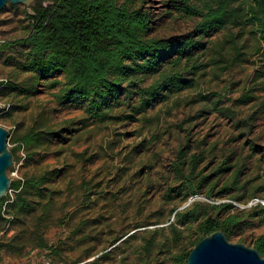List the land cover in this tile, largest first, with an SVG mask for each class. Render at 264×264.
Returning <instances> with one entry per match:
<instances>
[{
	"label": "rangeland",
	"instance_id": "1",
	"mask_svg": "<svg viewBox=\"0 0 264 264\" xmlns=\"http://www.w3.org/2000/svg\"><path fill=\"white\" fill-rule=\"evenodd\" d=\"M184 3L134 0L151 15L149 37L156 38L194 29L200 18L178 10ZM233 4L241 17L204 37L201 70L182 67L179 91L138 112L139 90L159 76L147 75L98 119L83 102L58 100L61 85L52 84L63 74L41 80L31 96L9 86L30 76L20 68L28 49L1 44L30 33L31 10L8 3L0 11V81L9 82L0 87V126L10 132L9 148L30 130L63 132V139L22 149L8 170L12 180L51 174L30 192L32 210L5 215L0 264H187L182 257L193 250L199 223L228 214L241 216L228 240L253 247L264 234V41L248 12L254 0ZM181 149L187 156L178 172ZM193 155L200 161L192 172ZM225 203L232 206L215 207ZM188 210L197 219L178 224L175 214Z\"/></svg>",
	"mask_w": 264,
	"mask_h": 264
},
{
	"label": "trees",
	"instance_id": "2",
	"mask_svg": "<svg viewBox=\"0 0 264 264\" xmlns=\"http://www.w3.org/2000/svg\"><path fill=\"white\" fill-rule=\"evenodd\" d=\"M120 1L35 0L28 6L31 10L28 16L32 26L30 33L1 44L3 49L13 45H23L28 49L20 68L30 76L21 83H10L9 86L20 94L31 96L38 93L41 80L63 74V82L55 80L52 84L61 85L56 94L58 100L64 103L83 102L85 112L98 119L105 118L109 110L119 103L120 97L130 96L143 77L158 74L154 83L139 90L137 111L141 112L153 105L164 92L181 89L182 67L191 65L193 70H201L196 56L206 48L205 36L235 23L241 17V7L233 4L235 0H197L199 5L186 0L178 10L183 9L190 16L200 18L194 29L178 39L156 38L149 37L153 24L151 15L135 7L134 0ZM248 12L264 41V0H254ZM166 65L177 70L162 71ZM8 83L2 80L0 87ZM62 135V131L43 130H30L18 135L13 138L16 146L11 148L14 160L19 159L22 149L42 147L52 138L63 139ZM186 156L184 149L178 152V172L182 171ZM199 161L197 155L191 157L190 171L195 170ZM50 174L46 173L38 180H12L10 190L15 192V198L12 200L7 194L0 199V225L7 219L5 215L13 216L16 212L33 209L30 192L47 182ZM7 201L11 202L7 204ZM231 206V203H225L215 207L227 210ZM258 207L264 212V205L258 204ZM194 213V210L177 212V223L184 224L185 217L192 215L191 220L195 221L197 217ZM240 221L238 214H228L225 218H204L199 223L200 236L194 247L218 231L228 237ZM252 248L264 257V234L255 240ZM191 251L182 259L188 260Z\"/></svg>",
	"mask_w": 264,
	"mask_h": 264
},
{
	"label": "water",
	"instance_id": "3",
	"mask_svg": "<svg viewBox=\"0 0 264 264\" xmlns=\"http://www.w3.org/2000/svg\"><path fill=\"white\" fill-rule=\"evenodd\" d=\"M34 1L0 0V11L8 3L30 6ZM1 111L2 106L0 105ZM9 135L10 132L0 126V199L10 191L12 179L8 174V170L15 163L14 155L8 144ZM187 264H264V257L255 248L248 247L240 242H230L224 232L218 231L202 239L193 248Z\"/></svg>",
	"mask_w": 264,
	"mask_h": 264
},
{
	"label": "built area",
	"instance_id": "4",
	"mask_svg": "<svg viewBox=\"0 0 264 264\" xmlns=\"http://www.w3.org/2000/svg\"><path fill=\"white\" fill-rule=\"evenodd\" d=\"M264 203V202H263Z\"/></svg>",
	"mask_w": 264,
	"mask_h": 264
}]
</instances>
